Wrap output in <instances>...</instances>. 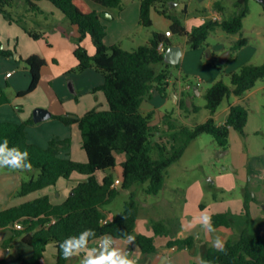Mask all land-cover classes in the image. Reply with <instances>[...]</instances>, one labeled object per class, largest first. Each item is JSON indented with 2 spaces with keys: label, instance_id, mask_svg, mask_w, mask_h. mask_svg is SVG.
Returning <instances> with one entry per match:
<instances>
[{
  "label": "trees",
  "instance_id": "1",
  "mask_svg": "<svg viewBox=\"0 0 264 264\" xmlns=\"http://www.w3.org/2000/svg\"><path fill=\"white\" fill-rule=\"evenodd\" d=\"M22 1L27 6V12L43 13L38 3L45 0H0V13L10 22L23 24L24 13L19 12ZM46 1L52 2L72 24L79 26L81 37L75 50L79 65L75 71L94 69L103 75V84L94 91L104 92L109 109H93L84 116L68 114L57 117L69 127H79L82 146L88 157L85 163L72 158L71 138H54L47 148H43L31 143L28 138L27 126L33 120L24 123L0 122V143L7 139L10 147L27 150L32 169L39 170L38 176L23 183L20 195L52 187L61 178L70 179L75 173L85 177L63 204L55 205L49 196H43L19 207L0 211V228L11 229L15 237L21 238L34 250L30 259L20 258L19 264H46L45 252L51 243L56 244L58 250L57 264H70V260L63 258L59 244L68 236L77 235L85 229L94 230L97 237L108 234L121 239L131 235L145 254L155 252V237L136 231L141 211L137 187L148 184L145 188L147 194H160L166 185L168 169L182 159L190 144L201 135H213L218 145L227 150L233 130L245 134L249 120V111L245 106H233L222 125L216 122L215 115L226 98L232 95L243 97L259 80L264 79V63L245 64L239 71L233 72L231 86L223 80L215 82L206 93L210 116L205 122L189 127L174 120L170 112L163 127H160L152 124L154 113L144 114L141 106L156 93L164 98L169 95L170 68L173 65L165 62L166 53H161L159 47L161 43H165L167 48L172 46L170 37L154 33L146 45L132 51L121 44L108 46L105 42L108 28L97 7L122 10L123 0ZM173 1L141 0L140 24L143 27L152 26V12L155 9L173 21L172 30L169 31L171 35L178 33L185 36L187 43L196 50L204 47L210 35L219 28L230 34H240L249 14L248 0H238L236 6L241 10L232 17L223 18L222 21L207 19L202 25L188 30L180 18L170 13L168 6ZM215 6L224 13L220 2H216ZM26 31L34 39L44 35L27 28ZM87 35L91 36L96 47L94 56L83 44ZM248 43V38L241 37L234 50L238 51ZM27 63L32 81L30 87L20 92L19 96H25L37 88L40 70L46 61L40 55H33ZM9 102L10 98L1 90L0 106ZM198 110L199 107H195V111ZM117 154H125L126 161L122 164L121 186L116 188L113 187L116 182L113 174H107L103 181H99L96 173L115 168ZM123 191H130L128 201L119 214L109 217L107 208ZM247 199L246 208L249 206ZM235 219L228 213L216 214L211 218V225L213 229L233 226ZM104 220L107 223H103ZM17 223L23 228L16 229ZM152 226L156 235L169 233L163 222L155 221ZM193 243V238L171 242L180 247H191ZM224 248V251H220L209 247L208 264H264V236L260 231L244 228L238 238L228 241Z\"/></svg>",
  "mask_w": 264,
  "mask_h": 264
},
{
  "label": "crops",
  "instance_id": "2",
  "mask_svg": "<svg viewBox=\"0 0 264 264\" xmlns=\"http://www.w3.org/2000/svg\"><path fill=\"white\" fill-rule=\"evenodd\" d=\"M38 4L43 11L42 14L27 12V6L23 1L21 2L19 12L24 13L23 24L10 22L0 13V91L4 90L10 98L9 103L0 106V122L24 123L33 120V123L27 126L31 143L47 148L54 138H71L73 146L75 138H79L81 133L79 127L77 125L69 127L57 117L68 114L84 116L93 109L108 110L109 104L104 92L94 91L103 84L104 77L94 69L75 71L79 65L75 55L78 39L81 37L79 26L72 24L52 2L45 0ZM102 11L111 13L112 19L115 20V23L111 24L103 20L108 28L105 40L108 46L123 45L124 39L131 38L133 31L141 26L140 0L132 6L123 5L120 11L105 8L101 9ZM202 20L204 21V17ZM185 26L188 30L191 29L190 26ZM26 28L42 32L44 35L40 39H34ZM83 44L90 55L96 54V47L90 35L85 37ZM33 55H40L45 59L46 64L41 67L37 88L25 96H19L20 92L30 87L32 75L27 60ZM251 59L247 61L250 62ZM169 83L167 98L156 93L142 103L141 110L144 114L154 113L153 125L163 127V122L171 111L166 108L168 103L174 102L180 108L184 102L185 88H179L177 84L172 85L171 80ZM187 88L189 89V86ZM262 91L264 85L254 88L244 98L235 96L234 99H230L229 106L221 113H216V122L219 125L224 124L233 106L243 104L246 98L255 97ZM37 108L50 110L52 117L36 123L34 111ZM250 122L249 116L245 139L238 132L234 130L231 132L230 141L234 140L236 145L235 163L231 166H223L219 175L214 176L215 178L212 176L209 184H205L203 180L190 181V183L183 181L174 188V192L180 193L179 210H174L176 206L173 201L176 200H164L157 204L147 201L144 203L150 212L146 215L142 214L143 217L139 216L136 231L155 237V252L145 254L135 242L128 243L113 237L117 240L118 246L139 256L138 264H200L201 258L207 261L209 247H213V241L217 237L225 245L228 241L237 239L244 228L260 231L264 236V141L249 137ZM262 128L258 126L253 130V134L259 136L264 133ZM72 146L70 149L72 158L78 162H87L86 152L79 159L75 158L72 154ZM230 153L229 148L223 151L221 157ZM181 160L169 169L178 168ZM125 161V154H117V166L104 171V177L113 174L116 181L122 180V164ZM38 174L35 169L30 172L0 169V211L19 207L43 196H49L55 205L63 204L72 194L73 189L85 179L81 175L72 181L75 173L70 179L61 178L52 187L25 196L20 195L23 183ZM120 186L121 184L116 188ZM124 193L130 194V191H123L121 195ZM246 199L249 201L248 208H246ZM116 201L107 208L109 217L117 215L116 210L111 208ZM223 213L236 217L233 226H220L211 232L202 227L200 220L203 215L212 218L213 215ZM155 221L165 223L169 233L156 235L152 226ZM187 238L194 239L193 246L180 247L171 244L173 240ZM90 246L95 245L90 244ZM33 253L32 247L25 244L21 238L15 237L11 229L0 228V264H19L20 258L30 259ZM45 258L46 264H57L56 244L48 245ZM79 259L80 257H73L70 259V264H79Z\"/></svg>",
  "mask_w": 264,
  "mask_h": 264
},
{
  "label": "rangeland",
  "instance_id": "3",
  "mask_svg": "<svg viewBox=\"0 0 264 264\" xmlns=\"http://www.w3.org/2000/svg\"><path fill=\"white\" fill-rule=\"evenodd\" d=\"M136 1L138 0H123V5L128 6L130 4V6H132ZM237 1L238 0H174L169 4L168 8L170 13L180 18L182 23L190 26V30H192L204 23L202 17L212 16L218 11L215 6L216 2H220L224 7V13L218 11L221 13L222 19L230 18L240 12L241 9L236 6ZM248 7L249 14L244 20V28L240 34H230L222 28H219L210 35L207 44L197 50L193 49L191 45L187 43V38L185 36L174 33L173 37L170 38L173 44H180L184 51L180 65H173L170 68V80L172 85L177 84L179 88H185L184 103L182 108L176 106L174 102L168 103L166 107L168 110H171L170 112L173 114L174 120H177L180 124L194 127L196 124L203 123L209 118L210 111L207 108L206 93L215 82L223 80L231 86V74L233 72L239 71L245 64L261 65L264 63V4L260 2V0H248ZM186 8L187 12H185ZM101 9L103 8L100 7L99 10L101 11ZM114 10L120 11L119 9ZM102 13L109 12L102 11L101 14ZM109 15L112 14L109 13ZM152 19V26L143 27L141 25L138 30L135 29L131 38L124 39L122 46L132 51L146 45L151 40L154 33L166 34L168 30H172L173 21L160 14L155 9L152 12ZM103 20L105 23H115L113 19L103 17ZM117 29H119V27H117ZM241 37L248 38L249 43L236 51L234 50V46ZM250 58H252L251 61H247ZM263 85L264 79H261L254 88ZM188 86L189 89L187 88ZM200 92L202 93L200 94ZM247 93L245 95H247ZM245 95L238 98H244ZM234 97L235 95L226 98L220 106L218 113H221L228 107L230 99H234ZM241 105L248 109L251 118V133L249 137H251V139L258 138L264 141V133H261L259 136L253 134V130L258 126H262L264 132V91L260 92L255 97L251 96L246 98ZM195 107H199V110L195 111ZM173 108L174 111H172ZM222 118H224V116ZM238 133L245 139L244 134ZM79 135V138H75L72 146V154L78 159L82 155H85L81 133ZM234 145V140L230 141L229 148L231 153L221 157L225 150L218 145L213 135L204 134L197 138L191 143V147L187 150L186 154H184V157H182L180 164H178L179 166H177L178 168L168 169L167 186L165 185L166 188H164L160 194H147L145 188L148 184L137 187V200L141 206L140 216L143 217V215H146V213L149 214L150 212L144 205L146 201L151 204H157L158 202H164V200H176L173 201V204L176 206L174 210H179L180 193L174 192V188H177L179 182L186 181L190 183V181L203 180L205 184H209V180L212 176L219 175L220 170L224 168L223 166H231V164L235 163L236 145ZM229 148L227 150H229ZM35 171L39 172L37 169H35ZM96 175L98 180L102 181L104 178V171H99ZM75 177H81V174L76 173L72 181ZM128 199L129 194L124 193L117 199L114 207L111 208L116 210V214H119L123 210L125 202L128 201Z\"/></svg>",
  "mask_w": 264,
  "mask_h": 264
},
{
  "label": "clouds",
  "instance_id": "4",
  "mask_svg": "<svg viewBox=\"0 0 264 264\" xmlns=\"http://www.w3.org/2000/svg\"><path fill=\"white\" fill-rule=\"evenodd\" d=\"M32 167L27 150H21L17 146L10 147L7 139L0 143V169L30 172ZM200 223L207 231H214L210 216L203 215ZM134 239L131 235L121 238L128 243L134 242ZM213 247L220 251L225 250L224 242L219 237L213 241ZM59 250L65 260L80 257L79 264H138L139 261V256L119 247L117 240L111 235L104 234L97 237L92 229H85L77 235L68 236L60 242ZM200 264H208V262L201 258Z\"/></svg>",
  "mask_w": 264,
  "mask_h": 264
},
{
  "label": "water",
  "instance_id": "5",
  "mask_svg": "<svg viewBox=\"0 0 264 264\" xmlns=\"http://www.w3.org/2000/svg\"><path fill=\"white\" fill-rule=\"evenodd\" d=\"M264 4V0H260ZM102 17L112 19L109 13H102ZM183 56V48L180 45L169 46L165 54V62L171 65H179ZM52 117L50 110L45 108H37L34 111V121L36 123L46 121Z\"/></svg>",
  "mask_w": 264,
  "mask_h": 264
},
{
  "label": "built area",
  "instance_id": "6",
  "mask_svg": "<svg viewBox=\"0 0 264 264\" xmlns=\"http://www.w3.org/2000/svg\"><path fill=\"white\" fill-rule=\"evenodd\" d=\"M207 19H212L213 21H222V16H221V13L216 12V13H214L212 16L205 17V18H204V21H206ZM166 35H167V36H171V32L168 31ZM167 49H168V48H167V46L165 45V43H161V44H160L159 50H160L161 53H166ZM9 75H10V74H9ZM120 184H121V180H117L116 183L113 185V187H116L117 185H120ZM53 222H55V220H54ZM103 223H107V220H104ZM15 228H16V229H22L23 226H22L21 224L17 223V224L15 225Z\"/></svg>",
  "mask_w": 264,
  "mask_h": 264
}]
</instances>
